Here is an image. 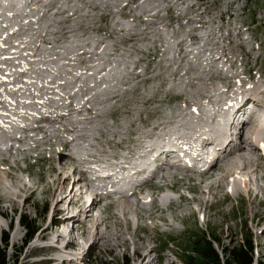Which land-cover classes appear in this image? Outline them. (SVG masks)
<instances>
[{
	"label": "rangeland",
	"instance_id": "obj_1",
	"mask_svg": "<svg viewBox=\"0 0 264 264\" xmlns=\"http://www.w3.org/2000/svg\"><path fill=\"white\" fill-rule=\"evenodd\" d=\"M17 2L0 0V66L4 67L0 95L7 94L13 85L20 87V97L26 98V91L33 87L29 83L35 81L38 87L44 85V95L48 91L52 98L50 103L67 94L68 103H57L52 113L59 111L58 105L59 118L69 116L71 120L46 134L48 139L42 148L39 145L32 150L45 160L37 163L30 152L15 153L16 149L14 157L0 160V171L7 175L4 179L0 174V256L8 264H57L52 258L60 256L64 259L58 261L63 264H126V260L130 264H202V251L210 239H216L214 246L222 253L247 239L254 249V264L258 260L264 263V192L256 188L264 186V160L255 155L261 159L260 168L252 174L256 183L251 187L256 189L250 192L246 190L250 186L247 174L241 185V178L240 183L235 181L237 193L232 187L222 188V182L215 183L210 175L216 174L219 166L207 173L209 180L207 174L175 181L167 176L164 185L152 180L147 186L154 188V202L147 199V192L142 200L137 194L106 197L94 213L101 222L98 232L102 238L87 236L91 221L81 222L86 215L78 209L84 200L75 207L64 201L58 206V217L53 212L55 189H59L56 196L61 197V191L70 192L80 176L74 160L61 165L62 159L70 157L67 144L87 137V151L94 153V159L113 163L121 153L133 156L145 144L168 139L164 134L169 129L162 133L156 125L170 131L177 127L170 122L175 112L188 116L189 111L208 110V102L213 101L210 96L222 82L226 87L223 96L232 85L226 99L234 97L236 85L252 93L255 85L264 86V0ZM208 50L215 60L202 59ZM5 54L12 56L6 59ZM223 56L225 60L218 62ZM24 70L28 73L23 76ZM97 70L106 73L97 76ZM242 73L254 78L253 87L245 86ZM19 78L24 81L18 86L15 82ZM37 100L47 99L39 95ZM71 103L90 109L82 112L86 118L91 117L89 121H81L79 110L67 115ZM195 116L188 118L197 120ZM70 129L78 130L76 136ZM65 132L72 134L67 140L62 139ZM72 138L76 140L69 142ZM202 179L207 182L201 183ZM81 184L88 187L87 181ZM159 193L164 195L161 202ZM73 194L70 198L75 201ZM169 199L173 202L165 209ZM106 203L111 204L107 207ZM62 207H69L68 213ZM52 212L53 224L47 229ZM73 212L83 228L74 225L70 234L73 221L68 232L65 225H54L55 221L61 223L60 216L72 219ZM23 218L38 226L34 238L26 244L27 228L20 223ZM59 233L63 234L58 240ZM41 239L46 244L37 246Z\"/></svg>",
	"mask_w": 264,
	"mask_h": 264
},
{
	"label": "bare ground",
	"instance_id": "obj_2",
	"mask_svg": "<svg viewBox=\"0 0 264 264\" xmlns=\"http://www.w3.org/2000/svg\"><path fill=\"white\" fill-rule=\"evenodd\" d=\"M17 5L19 4L20 0H17ZM4 39V38H3ZM7 56H12V54L10 55H7ZM224 57V56H223ZM225 58V57H224ZM216 58H214L215 60ZM222 60V59H219L218 62ZM231 66V64H230ZM4 68L3 66H0V71H2ZM96 75L99 76L98 74H101L102 71H96ZM28 73L27 70H24L23 71V76L24 74ZM106 73V72H105ZM252 77V76H251ZM19 81L22 80V79H18ZM54 80V79H53ZM22 82V81H21ZM29 82V81H28ZM225 83V82H224ZM31 84H35V81H32L31 83H29V85ZM220 84V83H219ZM91 87V86H90ZM176 87V86H175ZM178 87V86H177ZM231 87L232 85L229 84L227 86V93L225 94L226 95H229L231 93ZM235 87L237 88H234V91L233 93L235 92V95L234 97L232 98H229L227 96V99L224 95V88H222L220 86V88L218 90H216V92L210 96L213 101L211 102H208V103H215L216 105H219L220 107L222 108H226L228 106V104L230 103L231 100H236V99H241V102H240V107H242L243 103H242V97L243 95H246V98H253L255 101L257 100L258 102L261 100L260 99V96H262L264 94V90H261V91H256L255 87H253V90H254V93H252L250 90H246L245 92L242 90L244 88H241L239 85H236ZM174 88V87H173ZM230 90H229V89ZM37 88L34 87V90L33 92H35ZM40 89H43V88H40ZM88 89V87H87ZM90 89V88H89ZM178 89V88H176ZM73 92V91H72ZM76 92V91H75ZM10 93H13V89H8V93L7 94H4L2 96H0V98H3V97H6L8 94ZM16 93V92H15ZM70 95H75L72 94V93H69ZM238 95V96H237ZM223 96V97H222ZM237 96V97H236ZM64 97V96H63ZM70 97V96H69ZM77 97V96H76ZM89 98V97H88ZM54 99V98H53ZM85 99V98H84ZM52 100V99H51ZM51 100H48L46 103H45V107H40V111H42V108H45V111L48 112V113H52L54 110H53V106L56 105L57 103H50ZM55 100V99H54ZM90 100V99H89ZM88 100V102H89ZM17 101V99H16ZM19 101V99H18ZM17 101V102H18ZM40 101V100H39ZM60 102V101H59ZM86 102V101H85ZM86 105L88 103H85ZM57 109H59V112H61V107H58L56 106ZM263 107V105L261 106V108ZM85 110H90L88 108H84ZM83 108L75 105L74 103H71L68 105V112L67 115H71L74 111L76 110H79L81 113L84 111ZM239 109L236 110V112L234 111V113L236 114L238 112ZM51 111V112H50ZM184 111V110H183ZM185 112V111H184ZM188 112V111H187ZM210 112V113H209ZM233 113V114H234ZM5 115L3 114H0V119H9L7 113H4ZM83 114V113H82ZM178 114V115H177ZM184 114V113H183ZM179 115V112H175L172 116V118L174 116L171 124L177 122V127L176 125L173 126V129H171L170 131V128L169 127H165V128H161L162 125H156V129L157 131H161L163 133V130H165L166 128L169 129V132L165 133V134H173V133H177L176 134V137L173 139L174 142L176 143H181L183 145V148L184 150L188 151H194V150H197L198 148L196 147V140H201V146L202 147H205V146H208L211 144V142H209L205 137V133L209 130H213L214 131V135L215 137H217L216 139V142L217 144L221 145V147H219L218 149L216 148L215 149V153H217L219 156L214 158L212 164H211V167L204 173L207 174V173H210L212 172V170L216 169L217 167H219L217 170H216V174H212L210 175V177H213L215 178V183H216V180H218V182H222L220 183V186L223 188L225 186H228V187H232L231 190L233 189V192L237 193V190L239 189V187L237 186L236 188L234 186H236L235 184V181H238L239 182V179L241 180V183L239 185L242 184V181L244 179H242V177H244L246 174L249 175L248 178H246V182L247 184L249 183L250 186L249 188H247L246 190L248 192L251 191V185L252 184H255L256 183V179H254V177H252V174H254V171L258 170V168H260V158H255L256 156H259V157H262V159L264 160V148L262 146V144H264V120L262 121V125L261 127H258L259 125L257 124L256 121H246V122H243L242 123V126L241 128L239 129V133H238V136L236 138H233L231 137L232 136V133L230 131V129L232 127H228L229 125L227 124H224L222 126V124L219 123V125L221 127H213V128H208L207 129V123L209 124L210 122H212V120H209L207 117L210 116L211 118L210 119H213L214 116H217V114H219V117L222 119L225 117V115L227 114V111H225L223 114L221 112L219 113H215V111H211V109L207 110L206 108H203V112L202 113H197V112H191L189 111V115L190 117L194 115H198L197 116V121L196 119L193 118V120H191V118L189 119L187 115ZM183 115V116H182ZM195 116V117H196ZM201 116V117H200ZM204 116V118H203ZM88 117V116H87ZM176 118V119H175ZM57 120V119H56ZM208 120V121H207ZM42 121H49L51 122V120L48 119V117L46 119H42ZM207 123H206V122ZM199 122V123H198ZM231 121H229V124H230ZM162 123V122H161ZM218 126V125H216ZM176 127V129H174ZM248 128V129H247ZM188 129V130H187ZM28 129L26 127H23V126H18V125H15L14 129L12 130V133H13V136L16 135V132L17 131H27ZM31 130H39V131H44L46 134L49 135L50 131L51 130H48V129H45L43 127H31ZM184 130V131H183ZM187 130V131H186ZM71 132H76L78 130L76 129H70ZM216 132V133H215ZM67 133V132H66ZM161 133V134H162ZM77 134V133H76ZM11 137V133L10 131H7L5 130L4 128H2V133H1V142L4 143V142H7L6 140H8L9 138ZM167 141V143H170L171 142V137H168V139L165 137ZM225 139L228 140L227 144H225L224 146H222L225 142ZM76 140V138H72L71 140H69V142H72ZM9 141V140H8ZM254 142V143H253ZM73 143H77V141L73 142ZM66 145V144H65ZM71 146V144H67V148H69ZM4 147H0V150L2 151ZM155 151V149H151L149 152H153ZM62 152V151H61ZM175 151L174 150H166V149H163L162 153H160V155L162 154H168V155H171L173 154ZM64 152H62L61 154H63ZM66 153L69 154L68 151H66ZM255 155V157H254ZM61 157V155H60ZM58 157L57 160L60 158ZM4 158V152L3 153H0V160H2ZM6 159V158H5ZM68 159H74L71 155L70 157H66L64 159H62L61 161H63V163L61 165L64 164V162ZM200 160H204V158H201ZM3 167H0V169H2ZM2 171V170H1ZM0 171V172H1ZM215 173V172H214ZM1 176L5 179L7 177V175L3 172L0 173ZM219 175V177H217ZM170 176V175H169ZM68 177V176H66ZM207 179H208V174H207ZM2 178V180H4ZM98 178V177H97ZM85 179V172H82L81 175L75 179L73 185L70 187V192H66L65 189L64 191H61L60 195L61 197H59L58 195L56 196V192L59 191V189H55V191L53 192V198H54V201H53V205L55 206V214L54 216L56 217V214L57 213H60L61 210L58 209V206H60V204H62L64 201H69L68 203L70 205H73L74 207L75 206H78L79 203L83 200L84 196L87 194V191H85L86 189L84 188L82 190V187L80 186V193H79V197L78 199H76L74 201L73 198H70V195L75 193V196L77 195L78 191L76 190V188L78 187L77 185H82L81 183L83 182V180ZM102 180H105L104 178H101ZM210 179V178H209ZM208 179V180H209ZM258 179V178H257ZM213 180V179H212ZM227 181V185H226V182ZM263 181V180H262ZM207 182L206 179H202L201 180V183H205ZM209 182V181H208ZM245 182V181H244ZM1 183V181H0ZM218 183V184H219ZM235 183V184H234ZM262 183V182H261ZM238 184V183H237ZM260 184V183H259ZM85 185V184H84ZM215 185V184H214ZM86 186V185H85ZM202 186V185H201ZM211 185H208V190L207 191H210L209 188H210ZM213 186V185H212ZM204 187V186H203ZM206 187V186H205ZM218 187V185H217ZM247 187V185H246ZM256 187V186H255ZM219 188V187H218ZM227 188V187H226ZM257 189L261 190L262 192H264V186H257L256 187ZM256 188H252V189H256ZM4 189V188H3ZM104 189V187H100L99 188V191L101 192V190ZM206 189V188H205ZM220 189V188H219ZM203 190V189H202ZM259 190L258 193H259ZM2 191V190H0ZM226 191V190H225ZM206 192V191H205ZM262 192H260V194H262ZM228 194H230V192H227ZM112 192L109 193V195H111ZM264 194V193H263ZM15 195V194H13ZM259 196V194H256L255 196ZM29 197L31 195H28ZM263 197V196H262ZM13 198H16L15 196H13ZM27 199V198H26ZM97 199H99V201H97ZM101 199L99 197V193L95 194L94 195V198L92 199V203L87 206V207H83L80 205V207L78 208L80 213H84L86 216L84 218V220L81 222L83 223H88V219L91 221V229L90 231L88 232L89 235H87L88 237L90 236H98L99 235V232H98V228L100 227V224L101 222L99 221V219L97 220V217L94 216V213L95 211L98 210V206H99V202H101ZM263 199V198H262ZM173 200V199H172ZM193 200V199H192ZM83 202V201H82ZM175 202V201H174ZM67 203V204H68ZM82 204V203H81ZM126 206V205H125ZM63 210H65L67 213L69 211V207L68 209L66 207H62ZM61 208V209H62ZM125 210V208H123ZM60 210V211H59ZM59 211V212H58ZM73 215V218L72 219H69L68 216H64L63 219H61V223H59V227H61L62 225H65V230L68 229V226H69V223H71L72 221H74V224L72 226V228L69 229V233L72 234L70 232L71 229H74V225H78V222H80V220L78 219V214H76V212H73L72 213ZM80 215V214H79ZM128 215V214H127ZM56 224H58L56 221L54 222ZM51 224V225H49ZM47 227V229H49L52 224H53V221H51ZM46 225V226H47ZM45 226V227H46ZM71 227V226H69ZM78 227H81L78 225ZM83 228V227H81ZM94 228L96 229L95 232H93ZM44 231H45V228H44ZM64 231V230H63ZM68 232V230L66 231ZM73 232V231H72ZM83 232V231H82ZM63 233H59L57 234V239L61 238V235ZM100 236V235H99ZM100 238H102V235L100 236ZM58 239V240H59ZM95 246V244H91V246ZM60 246V245H58ZM92 246V247H93ZM60 250H62L60 248ZM63 251V250H62ZM61 257V256H60ZM65 257V256H64ZM55 258V257H54ZM59 258L57 257V259H53L52 261L53 262H56L57 261V264H59L60 262L58 261ZM61 264V263H60Z\"/></svg>",
	"mask_w": 264,
	"mask_h": 264
},
{
	"label": "trees",
	"instance_id": "obj_3",
	"mask_svg": "<svg viewBox=\"0 0 264 264\" xmlns=\"http://www.w3.org/2000/svg\"><path fill=\"white\" fill-rule=\"evenodd\" d=\"M21 222L23 226L27 228V238L33 237L38 230V226H36L34 221L32 222L25 218H23ZM27 238L25 241H27ZM215 240L216 239H210V241L206 243L201 255L203 257L202 264H254V249L247 239H243L238 246L226 250L224 249L222 255L214 246ZM16 263L19 264L18 261H16ZM16 263L13 262V264ZM0 264H8L2 256H0ZM126 264H130L128 260H126ZM258 264L264 263L258 260Z\"/></svg>",
	"mask_w": 264,
	"mask_h": 264
}]
</instances>
